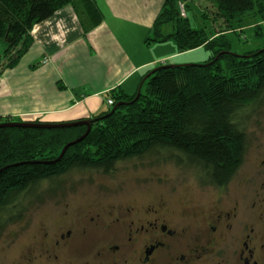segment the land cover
Masks as SVG:
<instances>
[{
  "label": "trees",
  "instance_id": "16d2710c",
  "mask_svg": "<svg viewBox=\"0 0 264 264\" xmlns=\"http://www.w3.org/2000/svg\"><path fill=\"white\" fill-rule=\"evenodd\" d=\"M182 1L188 0L164 1L145 44L170 40L178 53L205 49L211 53L207 61L157 65L141 77L134 94L110 91L113 105L89 119L87 136L59 160L63 147L85 134V125L0 128V231L21 219L23 198L33 196L40 184L72 173L111 174L118 163L161 157L193 171L204 186H222L234 175L249 146L248 121L264 103V46L233 54L227 34L240 29L248 15L264 24V0H206L218 28L212 37L180 16ZM68 5L84 33L103 20L95 0H0V76L31 48L32 28ZM167 24L174 29L163 35ZM260 24L253 28L256 35Z\"/></svg>",
  "mask_w": 264,
  "mask_h": 264
},
{
  "label": "flooded vegetation",
  "instance_id": "af4514ba",
  "mask_svg": "<svg viewBox=\"0 0 264 264\" xmlns=\"http://www.w3.org/2000/svg\"><path fill=\"white\" fill-rule=\"evenodd\" d=\"M242 163L222 186H199L210 196L132 198L102 210L63 212L46 229V264H264V150L225 195ZM31 253V252H30ZM32 252L27 262L41 255Z\"/></svg>",
  "mask_w": 264,
  "mask_h": 264
},
{
  "label": "crops",
  "instance_id": "0c3cea01",
  "mask_svg": "<svg viewBox=\"0 0 264 264\" xmlns=\"http://www.w3.org/2000/svg\"><path fill=\"white\" fill-rule=\"evenodd\" d=\"M164 1L95 0L103 20L87 33L70 5L35 25L31 48L0 76V120H89L113 89L134 94L147 71L182 57L170 40L145 44Z\"/></svg>",
  "mask_w": 264,
  "mask_h": 264
},
{
  "label": "rangeland",
  "instance_id": "374dc122",
  "mask_svg": "<svg viewBox=\"0 0 264 264\" xmlns=\"http://www.w3.org/2000/svg\"><path fill=\"white\" fill-rule=\"evenodd\" d=\"M179 4H182L184 16L188 17L192 28L204 29L210 37L216 34L218 28L213 24L210 12L212 7L206 0L182 1L178 3V8ZM179 14L182 17L180 12ZM258 21L257 17L248 15L240 29L227 34L231 53L242 55L264 46V24ZM257 24L261 26L259 35L253 29ZM164 27L167 31L174 29L173 24ZM162 44L164 43L158 44L157 48ZM178 55L182 57L171 61L174 63L171 65H198L207 61L211 53L200 48ZM107 99L108 96H105L104 111L110 108L107 106ZM247 135L249 150L246 160L229 186L225 194L227 198L242 195L238 181L244 171L252 168L257 150H264V103L248 121ZM54 184L60 185L57 190L52 191ZM199 185L193 171L178 167L161 157L118 163L111 174L85 171L68 174L61 181L44 182L37 187L33 196L23 198L25 211L21 219L0 231V264H46L43 250L46 247V229L54 232V224L62 223L60 216L64 211L71 215L82 211L91 213L120 199H124L120 201L125 203L127 198L129 202L132 198L149 200L158 196L181 198L183 195L219 194L206 192ZM30 252L41 256L35 261L27 262V258H33V255L30 257Z\"/></svg>",
  "mask_w": 264,
  "mask_h": 264
},
{
  "label": "water",
  "instance_id": "95a60500",
  "mask_svg": "<svg viewBox=\"0 0 264 264\" xmlns=\"http://www.w3.org/2000/svg\"><path fill=\"white\" fill-rule=\"evenodd\" d=\"M77 125H85L87 127L85 134L78 140L65 145L57 158V160H59L63 156L64 152L66 151L68 147L80 142L82 139H84L87 136V134L90 131V125H91L90 120H81V121H76L72 123H60V124H46V123H36L35 124V123H27V122H6V123H1L0 128L1 127H19V128L55 129V128L72 127V126H77ZM1 171L3 170H0V173Z\"/></svg>",
  "mask_w": 264,
  "mask_h": 264
},
{
  "label": "built area",
  "instance_id": "2783aa9c",
  "mask_svg": "<svg viewBox=\"0 0 264 264\" xmlns=\"http://www.w3.org/2000/svg\"><path fill=\"white\" fill-rule=\"evenodd\" d=\"M178 9H180V13H181V15H182V17H185L184 15V13H183V6H182V4L180 5L179 4V8ZM113 105V102H112V100H110V99H107V106L108 107H111Z\"/></svg>",
  "mask_w": 264,
  "mask_h": 264
}]
</instances>
